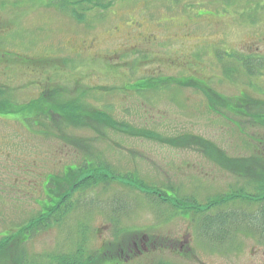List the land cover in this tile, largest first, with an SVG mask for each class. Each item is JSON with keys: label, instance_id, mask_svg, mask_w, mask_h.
I'll list each match as a JSON object with an SVG mask.
<instances>
[{"label": "rangeland", "instance_id": "1", "mask_svg": "<svg viewBox=\"0 0 264 264\" xmlns=\"http://www.w3.org/2000/svg\"><path fill=\"white\" fill-rule=\"evenodd\" d=\"M52 1L0 0V264H264V236L247 223L226 221L216 240L201 229L205 216L257 210L206 204L252 192L218 162H264V113L227 115L236 128L187 85H136L187 76L175 64L195 58L221 94L264 90V69L250 77L233 57L253 44L264 56V0H111L81 21ZM204 3L217 19L195 31L186 17ZM221 49L231 56L218 61ZM189 134L216 156L171 142Z\"/></svg>", "mask_w": 264, "mask_h": 264}, {"label": "trees", "instance_id": "2", "mask_svg": "<svg viewBox=\"0 0 264 264\" xmlns=\"http://www.w3.org/2000/svg\"><path fill=\"white\" fill-rule=\"evenodd\" d=\"M111 0H53L52 2L57 6V8L61 11H66L68 12L71 17H73L74 19L81 21L83 20L84 17V13L93 9V8H102L105 5H107ZM137 88L140 87V85L147 89H151V88H155L157 85L155 82L152 81H143V82H138ZM41 102H39L38 104H40ZM38 104L35 103V106H37ZM25 108V107H24ZM33 108V107H32ZM44 108H46L47 110L44 109V111L42 112L43 116H46L47 118H50V114H48L47 112H49L50 110L48 109L47 106H44ZM32 111H35L32 110ZM54 114V113H53ZM36 115H38V113H36ZM77 118H74L73 121L75 123H79L81 125L83 124H87L88 125V120H91L92 117L90 116H85V114H77L76 115ZM62 118V116H61ZM257 117H255V123H260L262 125H264V114H259L258 115V119H256ZM183 140H180V139ZM171 142L176 143L175 146L176 147H181V148H190L191 146L195 147V146H202V147H211L214 148V145L211 144V142L200 138L198 136L195 135H187V136H182V137H178L175 138L173 140H171ZM209 148L208 150V156L209 157H213L216 156L214 153L217 151L215 148L214 150ZM219 151V150H218ZM204 153H207V151H204ZM217 153V152H216ZM222 160L219 161L218 163L226 170L230 171L231 173L242 177V178H247L246 180H250L251 182H253L255 184V186L252 189V192H245V190L243 188H240L237 191H233L230 192L226 195L220 196V198L217 200V202H208L206 204V209H212L214 206L219 205L221 202H225V201H234V200H239L237 198H243V200H246L248 202V204L250 202L252 203H256L258 205L257 210L254 213L248 214V213H243V212H226V213H222L219 212L217 214L213 215H208L205 216L203 218V222H202V232L206 233L210 238L212 239H218L219 237H225L224 234V230L225 228L228 226V224L226 223V221L231 222L232 225L234 224H238V223H247L246 227L248 228H254L256 229L262 236H264V162L262 163V161L259 160H246V159H230L227 158L225 155H222ZM237 162L238 164H240V168L242 170V172H234L230 169V164ZM74 169V168H72ZM71 168L69 169V172L72 173L75 171L72 170ZM248 170L253 171L252 174H250L248 172ZM246 172H248L247 175H244ZM244 173V174H243ZM90 178H88L89 180ZM87 181V180H86ZM83 182V181H82ZM90 184H86L85 187ZM149 190L154 189V187L148 188ZM168 198H170V196H167ZM57 202V201H56ZM48 209L46 210V212H42L41 216L46 215ZM217 221V222H216ZM227 224V226L225 225ZM229 226H231L229 224ZM228 226V227H229ZM36 228V227H35ZM26 238H23V240H26ZM117 257L118 255L120 256V254H116ZM55 264H78V261H72V262H65V259L63 257H59L56 258L55 260Z\"/></svg>", "mask_w": 264, "mask_h": 264}, {"label": "flooded vegetation", "instance_id": "3", "mask_svg": "<svg viewBox=\"0 0 264 264\" xmlns=\"http://www.w3.org/2000/svg\"><path fill=\"white\" fill-rule=\"evenodd\" d=\"M223 3H227L222 1ZM254 5V4H253ZM202 8L203 11L199 12L197 16H188L186 17L189 23L192 25V29L199 30L201 25L205 22H200V20H207L211 22L212 20L217 19L216 17H212L209 13H211V7H208L204 4H198L195 8ZM257 33L260 29L259 26H256ZM246 48V49H244ZM210 47H204L203 51L205 50L206 53L210 50ZM242 50H248L246 54H242ZM260 48L258 44H253L251 46L244 47L241 45V49L237 50L241 55V57L235 55L234 60L236 61L237 65H240L245 73L248 74L250 77L256 76L257 74L263 76L262 71L264 69V56L260 54ZM205 54V53H204ZM224 55L231 56L229 53L224 49L217 51L218 61H222ZM177 66V71L186 73L187 76H179V77H149L138 82L143 81H152L155 82L156 85L159 83H166L172 84L175 87H179L181 85H187L188 88L193 90L194 92L198 93L204 104L206 110L214 115L221 117L222 119L228 121L230 124L232 123L236 128H240V123L233 122L232 118H228L227 115L230 116H244L247 114L263 112L264 113V90L260 92L257 91V94H247L244 89L238 88L235 94L230 96H226L214 90L210 86L211 76L206 74V68L204 63H200L195 58L191 62L184 61L179 65L178 63L175 64ZM227 73L231 75L233 70H227ZM223 74L225 76L226 70H223ZM226 79V77H225ZM262 97V98H261ZM254 112H251V111ZM146 240V239H142ZM141 245H143L141 243ZM135 247V244H134Z\"/></svg>", "mask_w": 264, "mask_h": 264}]
</instances>
